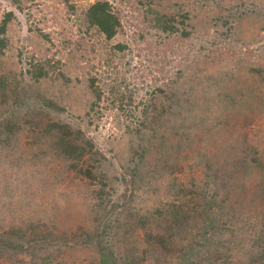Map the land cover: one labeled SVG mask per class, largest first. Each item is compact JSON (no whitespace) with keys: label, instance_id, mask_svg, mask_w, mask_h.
<instances>
[{"label":"rangeland","instance_id":"374dc122","mask_svg":"<svg viewBox=\"0 0 264 264\" xmlns=\"http://www.w3.org/2000/svg\"><path fill=\"white\" fill-rule=\"evenodd\" d=\"M93 1L0 0V19L7 11L14 14L7 28L9 50L0 56V74L9 84L6 95L0 89V264H97L99 238L117 256L133 251L135 243L138 253L149 249L143 223L151 227L159 215L172 213L174 201L181 206L187 203L180 198L181 187L169 166L183 153L188 171L191 166L200 167L201 157L195 151L202 147L195 142L190 149L179 145L171 130L173 119L165 122L167 126L157 123L159 132L144 137L150 149L131 177L129 147L135 138L125 127L128 124L133 130L140 119L132 108L141 109L147 89L170 83L178 69L194 66L203 53L207 57L198 64L215 61L220 70L216 74L213 68L206 70L204 78L216 84L206 85L201 98L210 100L211 110L217 101L228 100L231 121H239V133L258 148L264 146V0H108L122 24L110 41L93 29L86 30V9ZM170 16L178 28L166 34L154 23ZM182 29L191 33L183 38ZM118 43L126 47L116 50ZM32 61L40 62L48 72L34 84L28 73ZM94 72L109 86L118 84L113 77L126 79L127 86L122 87L134 95L132 102H125L124 112L91 110L88 78ZM234 75L253 92L243 95L228 82L219 90L217 84ZM28 84L59 109L24 94ZM256 91L261 95L253 99L258 108L252 106L249 112L250 108L243 107L250 106L247 98ZM20 97L22 105L11 107L14 98ZM50 121L66 124L70 138L81 146L82 141L92 143L86 162L92 165L93 181L76 159L64 154L54 131L42 132ZM214 122L210 114L204 136L216 133L209 130ZM227 232L212 242L222 241L223 253L229 252V246L225 249ZM15 238L24 244L18 252L10 245ZM180 239L188 241L187 236ZM150 251L154 257L141 252L139 264L167 263L164 250ZM212 251V247L195 248L193 253L201 264H213ZM230 255L229 264H239L241 253L231 251Z\"/></svg>","mask_w":264,"mask_h":264},{"label":"trees","instance_id":"16d2710c","mask_svg":"<svg viewBox=\"0 0 264 264\" xmlns=\"http://www.w3.org/2000/svg\"><path fill=\"white\" fill-rule=\"evenodd\" d=\"M183 16L188 19L187 14ZM13 17V12L7 11L0 19V56L5 55V51L9 50L10 47L7 28ZM84 21L86 22V30L93 29L104 41L113 39L122 25L108 0H94L89 4ZM180 22L184 23L183 18ZM175 23L174 16H170L164 20L157 18L154 25L161 32L169 34L178 28ZM190 33L186 29H182L180 34L185 38ZM114 46L116 50L126 47V45L119 43ZM203 54L198 56L197 61H194V66L188 65L178 69L174 78L170 79V83H165L163 86L155 85L147 89L144 98L139 103L141 109L136 105H133L132 108L133 111H138L140 115L135 128L133 127L132 130L128 124L125 127L126 132L133 134L132 139L135 138V142L129 147L130 161L133 162V167L129 169L131 177L136 174L145 159V154L150 149L146 146L144 137H148L150 134L154 136V133L157 136L159 132L155 129L157 123L163 127L167 126L165 122H171L173 119L175 124L171 126V130L177 137L176 140L179 145L185 149H190V146L195 143L202 147L201 151H195L197 152L195 154L202 158H200V167L193 168L191 166L190 171H188L189 167L187 168L183 153L177 154L179 157L169 166V173L174 180H178L181 187L182 195L180 198L187 200V203L181 206L174 201L173 204H170L171 209H173L172 213L159 215L158 218L154 219V223H150L152 224L151 227L148 225L145 227L146 221L143 223L145 228L144 240L150 246L147 250H141L138 253L135 243L133 251L117 256L112 246L99 238L96 241L97 264H139L143 261L139 260L143 256L141 252L152 258L154 256H152L150 249L154 250L157 247L167 253L166 264L183 262L201 264L200 257L193 253L194 249L210 250L211 247L213 249L211 255L215 256L214 261L212 260L213 264H229L228 261L233 260L232 255H230L231 251L241 253L236 263L264 264V146L258 148L239 133V121L235 124L231 121L228 108L230 102L227 107L228 100L227 102L217 101L216 107L211 110L210 100L204 96L201 98L200 92L204 91L206 85L213 86L216 84L212 82L210 84V80L204 78L206 70L213 68V74L220 70V63L215 61L199 65L198 61L207 57L205 53ZM29 65L28 73L33 79V84L42 77L48 76L46 68L40 62L32 61ZM110 65L113 66L112 64L108 66ZM164 67V65L161 66L162 69ZM256 70L259 74L262 72L260 68ZM108 74L111 75L113 72L110 71ZM4 78L5 76L0 74V89L6 95L9 91H7L9 84ZM113 78L117 81V85L103 84L102 78L98 77L97 72L88 78V85L93 97L90 104L92 111L99 113L102 109H107L109 112L117 114L124 112L123 110L127 107L125 102L129 104L133 101V90L122 87L123 84L126 85V79L123 76ZM238 78L241 77L239 75L228 77L227 80H223V83L217 84V86L221 90L228 82L229 87L239 88L236 92L243 95L253 92L249 84L246 85L244 80L240 81ZM33 84L25 85L24 94L41 100L48 107L59 109V106L42 95L41 91L35 90L32 87ZM259 92H254L251 99L247 98L250 106L243 108L252 106L258 108L256 100L253 101V99L261 96ZM105 94L109 95L105 96ZM20 99L14 98L11 107L18 104L22 105L24 98L20 97ZM228 99L232 102V98ZM247 99L245 98V100ZM103 100L108 102L100 105ZM250 111H252L251 108ZM96 114L94 113V117ZM210 114L214 115L215 122L214 125L212 123L209 130H215L216 133L212 135L209 132L207 134L210 135L204 136L206 133L203 132L206 130ZM246 115L249 117L248 114ZM133 116L137 117L135 114ZM241 116L243 118L244 114ZM237 117L240 118L239 113ZM162 124L164 125L162 126ZM67 128L66 124L50 121L42 132L48 134L54 131L64 154L74 160L76 159L78 166H81L80 170L84 169L87 178L93 181L92 165H88L86 162L93 152L90 146L92 143L82 141L81 146L76 139L70 138L71 132ZM137 142L140 144L138 145ZM88 144L89 146H87ZM134 144H136L135 147H133ZM95 154H99V151L95 150ZM103 158L105 159V157ZM85 162L86 165L83 166ZM188 172H194L193 176H188ZM247 176L248 179L252 178L248 182L245 179ZM158 219L159 222L157 223ZM20 231L21 229L18 230V236ZM225 231L229 232V240L226 241L225 246V249L229 246L228 253H223L219 249L223 245L222 241L219 240L220 242L218 241L216 245L212 243L221 238V234ZM183 236H187L188 241L180 239ZM19 237L24 236L21 234ZM20 238H15L10 242L11 247L15 248V252H18V249L22 250V247L24 249V244L19 243ZM44 238L46 239V237ZM48 238L50 237L48 236ZM209 264H211L210 261Z\"/></svg>","mask_w":264,"mask_h":264}]
</instances>
